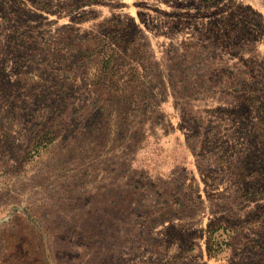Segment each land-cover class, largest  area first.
Returning a JSON list of instances; mask_svg holds the SVG:
<instances>
[{
  "label": "rangeland",
  "instance_id": "obj_1",
  "mask_svg": "<svg viewBox=\"0 0 264 264\" xmlns=\"http://www.w3.org/2000/svg\"><path fill=\"white\" fill-rule=\"evenodd\" d=\"M0 264H264V0H0Z\"/></svg>",
  "mask_w": 264,
  "mask_h": 264
},
{
  "label": "trees",
  "instance_id": "obj_2",
  "mask_svg": "<svg viewBox=\"0 0 264 264\" xmlns=\"http://www.w3.org/2000/svg\"><path fill=\"white\" fill-rule=\"evenodd\" d=\"M211 233V232H210ZM212 236L209 237V251L210 253L213 251H216V249H218V247H220V243H218L217 241L213 240V237L211 238Z\"/></svg>",
  "mask_w": 264,
  "mask_h": 264
}]
</instances>
